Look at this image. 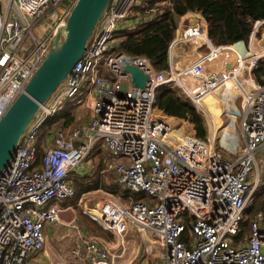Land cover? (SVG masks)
Masks as SVG:
<instances>
[{"label": "built area", "instance_id": "1", "mask_svg": "<svg viewBox=\"0 0 264 264\" xmlns=\"http://www.w3.org/2000/svg\"><path fill=\"white\" fill-rule=\"evenodd\" d=\"M61 3L0 0V117L64 27L70 6L60 9ZM140 4L110 0L82 57L41 107L40 119L21 135L0 175V264H40L36 256L43 251L46 227L71 211L60 205L75 196L69 179L97 145L109 153L102 171L148 199L124 204L103 192L95 202L102 217L85 213L116 239L106 244L77 234L66 259L51 264H264L261 211L241 239L244 212L260 190L259 178L249 176L259 164L258 153L264 158V76L261 81L251 76L264 58L256 35L264 20L254 23L242 50L239 42L214 45L206 23L196 18L172 39L168 68L158 71L145 56L111 47L116 32L140 23ZM179 44L189 52L182 64L171 52ZM126 65L147 75L143 87L132 85ZM160 87L176 89L205 114L200 101L219 91L221 103L230 108V125L219 136L238 145L235 155L219 149L215 137L184 133L154 112ZM70 103H83L89 119L70 131L53 130L49 141L41 138L45 121ZM129 243L137 248L123 262Z\"/></svg>", "mask_w": 264, "mask_h": 264}, {"label": "trees", "instance_id": "2", "mask_svg": "<svg viewBox=\"0 0 264 264\" xmlns=\"http://www.w3.org/2000/svg\"><path fill=\"white\" fill-rule=\"evenodd\" d=\"M153 8L159 9L158 13L160 15L157 20L139 23L134 30L116 32L115 38L118 39L117 50L145 56L149 59L153 68L158 71L168 68L169 44L174 38L176 20L188 11H195L201 14L207 26L208 36L214 45L237 43L240 41L247 43L254 23L264 20V0H141L137 11L140 16H146ZM262 25L264 23L259 28ZM252 74L256 81L262 80L264 76V58L253 68ZM155 107L168 116L190 120L195 124L196 134L200 137L204 136V124L201 114L193 106L192 102L188 98L180 96L176 89L158 88L155 97ZM69 109L49 118L40 130V135L43 136L42 132L47 127L59 123L60 119L61 122L64 120L62 123H59L60 125L71 123L74 118L70 115L72 110ZM57 128L59 126L54 127L53 130ZM70 179L73 180L71 177ZM71 180L70 183L75 188L90 190L98 187L101 178L88 184H84L82 178L79 181L74 179V182H71ZM114 184L116 183L114 182ZM119 188L121 187L119 186ZM107 190L111 193L119 191L117 188L108 187ZM259 191L261 192L256 194L253 202L246 208V213L249 214V209L251 208L252 210V207L259 204V200L257 199L263 195L262 190ZM128 193L125 191L121 192L122 196ZM141 194L143 193H129L134 199L136 198L135 200H145ZM245 225L246 222H242L241 228Z\"/></svg>", "mask_w": 264, "mask_h": 264}, {"label": "rangeland", "instance_id": "3", "mask_svg": "<svg viewBox=\"0 0 264 264\" xmlns=\"http://www.w3.org/2000/svg\"><path fill=\"white\" fill-rule=\"evenodd\" d=\"M74 1L75 0H63V3H61V5H60V9H63L67 6L68 7L70 6V9H71ZM197 17H199V16H194L192 18L195 19ZM188 21L189 20L187 19V20H185L184 23L187 24V23H189ZM49 22L50 21L47 20V23H49ZM262 29H264V25H262L259 29L257 28L258 31H261ZM256 35H257V37H259L260 33L258 32V33H256ZM188 54H189V52L186 54V56ZM252 70H251V76L253 77ZM219 104H220V110L218 113L220 116H214V117L213 116L209 117L207 114H205L203 112L202 109H200L199 107H197L196 105L193 104V106L196 108V110L201 114V116L203 118L204 136H201V138L202 137L203 138L208 137L212 140L215 137V145L219 149L224 151L227 155L233 156L238 151V145L236 147L235 145L224 142V143H226V147H225L223 144H221V141H220L221 138L219 135L221 132H223V130H225L227 125H230V123H228V120H229L228 118H230V117H228V115L226 113V107H224V104L221 102ZM68 108L73 109V111L70 115L73 116L74 120L67 125H64V124L60 125L59 123H62L64 121L63 120L61 122V119H60L59 123H57L56 125L51 126V127H47V129H45L42 132L43 137H41V138L49 141L48 138H50V135H51L54 127L64 126L66 129H69L68 127L73 126V125H79V123L80 124H81V122L84 123L89 119L88 108L86 106L81 105V104H77L75 106V103H70ZM40 109L37 112L35 118L33 119L34 121H32L33 122L32 124L35 123V120L38 121L40 119V117H41ZM224 111H225V113H224ZM154 112H159L158 108H156V111L154 109ZM160 113H162V112L160 111ZM162 115H164V114L162 113ZM219 118L222 120V122H219V120H220ZM165 119L174 128L179 129L180 131H183L184 133L196 134V128L194 126L195 124L193 122H191L190 120H186V119L180 120V118H178V117H170V116L169 117L166 116ZM47 120H49V118ZM218 123H220L221 125ZM233 123H235V122L233 121ZM233 125L235 128V131L237 132L238 131V125L237 124H233ZM43 126H44V124L42 125V127ZM213 126L217 127L216 134L214 137L212 136L213 135V131H212ZM42 127H41V129H42ZM229 128L231 130H233L232 126ZM234 142H236V141H234ZM237 142L240 143V145H241V138ZM99 153H102V155L100 156V155H97V154L91 152V154L84 160L83 164H81L80 169H78L77 171H73L71 178H73V180L77 179V181H79L80 178H82V182L84 184H88V183L93 182L94 180H96L98 178H101L100 184L96 188L86 190V189H82V188H75L74 185L70 183L75 189V196L73 198L64 199L62 201L64 203V205L62 207H66V206L70 205L72 207L71 211L66 210V211L62 212L60 215V222L55 225L56 227H54V229H49L50 231L48 230L49 233L47 235V244H46L47 253L42 255V253H43V251H42L39 254L40 256L43 257V258H41L42 261L40 260V262H41L40 264H48V263H50V261L58 260L59 256L62 257V259H63L64 256L66 255V253L76 245L77 240H78L77 234H78V236L79 235L88 236V235H92L91 234V231H92V233H94L95 235L97 234L101 237H104L106 240H111L112 235L107 230L103 229V227L101 225H99L94 219H92L89 216V215H92L95 218H99V219L102 217V211L97 210V207L99 208V206L95 207V202H96V200L101 198V196L104 194L103 192L107 190V187L108 188L112 187V182H113L112 173L107 172V171L106 172L102 171V168L104 167L102 162H103V158H105L104 155H106V153H104V151H99ZM100 158L102 159V162L99 161ZM73 180H71V182H74ZM117 187L119 190V186H117ZM260 190H262L263 195H261L257 199V200H259V204H257V206H255V207H252V210H251V208L249 209L250 213L246 214V217L248 218L247 220H249L254 213L259 212V211H261L263 213V216H264V187L262 186L260 188ZM107 192L110 193L111 195H113L116 199H118L120 202H122L124 204H129L130 202L135 200L134 198H124L121 194L122 191H117L115 193L114 192L111 193L109 191H107ZM259 192H261V191H259ZM85 211L89 215L87 213H85ZM70 221H73V222L71 224H67ZM263 223H264V220H263ZM76 231H78V233ZM118 239L120 240V237H118ZM135 247L137 248V246H135ZM39 255L36 256V259L40 258Z\"/></svg>", "mask_w": 264, "mask_h": 264}, {"label": "water", "instance_id": "4", "mask_svg": "<svg viewBox=\"0 0 264 264\" xmlns=\"http://www.w3.org/2000/svg\"><path fill=\"white\" fill-rule=\"evenodd\" d=\"M110 0H75L64 27L58 31L37 68L0 117V175L13 158L19 140L37 112L47 103L85 52ZM258 44L264 47V40ZM131 83L143 87L147 75L132 65L124 66Z\"/></svg>", "mask_w": 264, "mask_h": 264}, {"label": "crops", "instance_id": "5", "mask_svg": "<svg viewBox=\"0 0 264 264\" xmlns=\"http://www.w3.org/2000/svg\"><path fill=\"white\" fill-rule=\"evenodd\" d=\"M160 6V5H159ZM158 10L159 9H155V8H153L152 10H150L149 11V13H147V15L146 16H140V23H145V22H148V21H150V22H153V21H155V20H157L158 19V16L160 15L159 13H158ZM160 12V11H159ZM161 13V12H160ZM194 16H199V17H197V20H200V21H202V22H205V20H204V18L201 16V14L199 13V12H195V11H188L187 13H185L184 15H182V16H180V17H178L177 18V20H176V29H175V33H174V36L173 37H177V36H179V34H180V32L182 31V29H183V27L186 25V23H184L185 22V20H189L188 22L189 23H192L193 21H195L192 17H194ZM196 19V18H195ZM134 29H136V27L134 28ZM133 29V30H134ZM259 33H260V35H259V39L262 37V40H264V29H262L261 31H258ZM236 46L238 47V48H241L242 50L246 47L244 44H243V42H239V43H237L236 44ZM111 47H114V48H117L118 49V39L117 38H115L114 39V41L112 42V44H111ZM186 48H188V46L186 45V44H179L177 47H175V48H173V49H171V52H172V55H173V59L176 61V63H178V64H182L183 62H184V59H185V57H186ZM168 56H169V51H168ZM77 104H81V105H84L83 103H75V106L77 105ZM85 106V105H84ZM69 110H72L73 111V109L72 108H70ZM72 111H71V113H72ZM159 112H160V110H159ZM162 112V111H161ZM163 113V112H162ZM89 114V113H88ZM164 114V113H163ZM165 115V117L167 116V117H169L168 115H166V114H164ZM170 117H174V116H170ZM180 120H181V118H180ZM82 123V122H81ZM80 124V123H79ZM77 125H74L73 127L72 126H70V127H68L69 129H66L64 126H59V128H57V129H63V130H65V131H70L71 129H73L74 127H76ZM40 137H43L42 135H40ZM203 138V137H202ZM229 149V148H228ZM99 151H104V153H106V155H104V157L105 158H103V162H102V159L100 158L99 159V161H101L102 162V164L104 165V163H105V161L109 158V153L107 152V150H105V148H103L102 146H100V145H97L96 147H94V149L92 150V152L93 153H95V154H97V155H102V153H99ZM257 159H258V162H259V164L256 166V168H254V170H253V172L250 174V176H249V179L251 180V181H253L254 179H256V178H259V183H258V185H259V189L263 186L264 187V172L263 171H261V169L262 168H264V158H263V154L262 153H258V155H257ZM80 169V168H79ZM263 172V173H262ZM85 173V172H84ZM260 176H262L263 177V179H262V181H260ZM114 182L116 183V181L114 180V176H113V182H112V187L111 188H113V189H115V188H117L118 189V187H117V183L116 184H114ZM116 185V186H115ZM120 190H122V191H125V192H128L127 190H125V189H122V188H119V191ZM108 191V190H107ZM107 191H104L105 193H108ZM129 193H132V192H129ZM129 193L128 194H124L123 195V197L124 198H134L133 196H131V195H129ZM142 196H143V199H145V200H147L148 199V196L147 195H143V194H141ZM140 195V196H141ZM146 196V197H145ZM139 198V197H138ZM136 199V198H135ZM60 205L61 206H63L64 205V203L63 202H61L60 203ZM71 213V212H70ZM246 211L244 212V216H243V223L244 222H246V225L245 226H243V228H241V230H242V233H241V239L245 236V235H247L248 233H249V223L251 222V220H252V218H253V216H252V218L249 220V222H248V218L246 217ZM255 214V213H254ZM75 215V214H74ZM75 218V217H74ZM81 222V221H80ZM56 224H53V225H48L47 227H46V241H45V244H44V248H43V253H42V255H44L45 253H47V247H46V244H47V235H48V233H49V229H54V227H56L55 226ZM52 227V228H51ZM49 230V231H48ZM48 231V232H47ZM91 234H92V236H94V237H96L99 241H101V242H105L106 244L107 243H110V242H113L115 239H116V237L115 236H113L111 233V235H112V237H111V240H106L104 237H101V236H99V235H95L94 233H92V231H91ZM239 236H240V234H239ZM239 236H238V238H237V240L236 241H238V239H239ZM236 238H234V240H235ZM120 240H122L121 238H120ZM136 245L134 244V245H131L130 243L128 244V246H127V248L125 249V251H124V256H123V258H122V261L123 262H127V261H129L132 257H133V255L135 254V253H133V251L135 252V250H133V249H136V247H135ZM40 258H38L39 259V261L41 260L42 261V259L41 258H43L42 256H39ZM66 259V256H64V258L62 259V257H60L59 256V258H58V261H63V260H65ZM44 261V260H43ZM51 262H53V261H50V263H48V264H51ZM41 263V262H40Z\"/></svg>", "mask_w": 264, "mask_h": 264}, {"label": "bare ground", "instance_id": "6", "mask_svg": "<svg viewBox=\"0 0 264 264\" xmlns=\"http://www.w3.org/2000/svg\"><path fill=\"white\" fill-rule=\"evenodd\" d=\"M228 84H229V82H228ZM218 93H219V91H216L215 94H212V95L208 96L207 98L203 99L202 101H200L201 106L204 108V111L206 112V114L209 117L220 116L218 112L220 110V104L219 103L222 101V98L219 97L218 95H216ZM227 109H230L228 105L226 106V113L229 114L227 112ZM224 113H225V111H224ZM219 122H222V120L220 119ZM218 124H220V123H218ZM216 130H217V127L213 126V129H212V131H213V135L212 136L213 137L216 134ZM223 137H224V134L222 135L221 143L224 146H226V143H224V141H223ZM114 225H116V221L115 220H114Z\"/></svg>", "mask_w": 264, "mask_h": 264}]
</instances>
